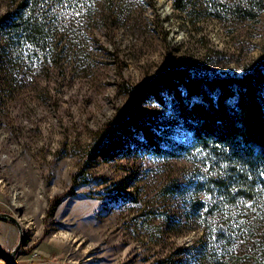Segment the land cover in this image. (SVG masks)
<instances>
[{
  "label": "rangeland",
  "instance_id": "rangeland-1",
  "mask_svg": "<svg viewBox=\"0 0 264 264\" xmlns=\"http://www.w3.org/2000/svg\"><path fill=\"white\" fill-rule=\"evenodd\" d=\"M17 1L0 0V17ZM87 10L40 3L52 28L45 58L12 49L0 30V212L23 229L15 263L264 264V222L217 238L207 224L222 210L207 220L187 212L200 167L189 156L156 157L126 137L110 158L97 150L98 133L128 101L126 84L166 69L207 81L242 76L264 51V10L243 21L213 17L199 2L190 15L171 0H93ZM131 117L187 140L152 94ZM18 240L17 225L0 219V264H11Z\"/></svg>",
  "mask_w": 264,
  "mask_h": 264
},
{
  "label": "trees",
  "instance_id": "trees-1",
  "mask_svg": "<svg viewBox=\"0 0 264 264\" xmlns=\"http://www.w3.org/2000/svg\"><path fill=\"white\" fill-rule=\"evenodd\" d=\"M43 1L18 0L0 17V30L8 34L12 49H28L33 57L48 55L52 28L36 12ZM171 1L174 9L190 15L199 2L211 16L234 21L255 19L264 10V0ZM47 2H69L91 13L93 0ZM124 87L127 103L97 135L99 155L105 159L116 155L119 138L126 137L156 157L189 156L200 167L194 168L188 182L193 196L187 212L207 220L215 209L223 211L214 223L210 216V234L215 230L213 234L221 238L239 227L251 231L256 222H264V51L242 76L207 81L180 69H166L151 80ZM161 91L167 93V100ZM145 94H152L180 123L187 140L169 137L164 131L152 133L132 119L131 113Z\"/></svg>",
  "mask_w": 264,
  "mask_h": 264
},
{
  "label": "water",
  "instance_id": "water-1",
  "mask_svg": "<svg viewBox=\"0 0 264 264\" xmlns=\"http://www.w3.org/2000/svg\"><path fill=\"white\" fill-rule=\"evenodd\" d=\"M0 219H5V220H9V221L14 222L19 229V240H18V243L16 244V246L12 249V251L10 253V259H9L11 264H16L15 263L16 254L19 251V248H20L21 243H22L23 238H24L22 226H21L19 220L15 216H13L9 213L0 212ZM43 264H63V263L48 262V263H43Z\"/></svg>",
  "mask_w": 264,
  "mask_h": 264
},
{
  "label": "bare ground",
  "instance_id": "bare-ground-1",
  "mask_svg": "<svg viewBox=\"0 0 264 264\" xmlns=\"http://www.w3.org/2000/svg\"><path fill=\"white\" fill-rule=\"evenodd\" d=\"M16 206H17V208H19V207L22 206V204H20L19 202H17ZM29 223H30V222H29Z\"/></svg>",
  "mask_w": 264,
  "mask_h": 264
}]
</instances>
